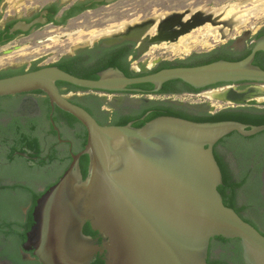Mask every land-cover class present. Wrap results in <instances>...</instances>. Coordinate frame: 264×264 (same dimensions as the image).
<instances>
[{"label":"water","instance_id":"water-1","mask_svg":"<svg viewBox=\"0 0 264 264\" xmlns=\"http://www.w3.org/2000/svg\"><path fill=\"white\" fill-rule=\"evenodd\" d=\"M45 14L42 11L28 23L16 22L8 34L47 25ZM127 34L113 36L106 44L140 45L141 31L136 36ZM250 35L246 31L237 41L249 40ZM250 46L249 55L240 61L218 60L134 78L115 68L87 80L57 67H42L0 79V98L41 92L52 109L69 114L86 131L83 150L70 155L62 176L36 200L33 224L21 251L31 252L29 259L39 264H91L97 256L103 264H207L210 241L221 238L239 241L244 264H264V236L223 204L217 191L222 176L213 154L215 144L232 133L250 138L264 132V125L196 123L160 116L140 128L132 123L101 126L56 86L60 82L92 92L140 95L141 89L131 87L148 84L151 93L158 94L164 84L179 81L200 95L216 92L215 100L224 109H264V102L257 101L264 99V70L253 65L256 53H264V35ZM136 67L133 72L144 74L152 69L146 61ZM239 83L252 85L238 89ZM143 99L134 98L132 103ZM204 100L206 113L213 114L215 109ZM101 101L112 109L110 101ZM15 155L27 159L26 154ZM82 156L88 158L84 179L79 165ZM86 224L96 239L83 233Z\"/></svg>","mask_w":264,"mask_h":264},{"label":"flooded vegetation","instance_id":"flooded-vegetation-1","mask_svg":"<svg viewBox=\"0 0 264 264\" xmlns=\"http://www.w3.org/2000/svg\"><path fill=\"white\" fill-rule=\"evenodd\" d=\"M87 1L85 4L87 7L88 4H93V0H84ZM74 2L73 4L67 7H61L60 11L53 17L52 11L49 8L51 5L44 6L39 12H37V16L42 12L46 11L44 18L47 22V25H51L56 27L52 22H50V18L53 17V20L57 21L61 19L67 11H72L75 5L79 2ZM59 5V3H58ZM87 11V10H86ZM85 12V11H83ZM82 12V13H83ZM81 14V13H80ZM79 14V15H80ZM35 15V14H33ZM32 15V16H33ZM23 17V18H15V20L23 21V19L31 18ZM78 16V15H77ZM185 14L182 15H172L168 18L163 19L158 24V33L153 36L147 35L148 30L156 23L155 18L153 16L144 19L141 21L140 30L132 28L126 34L127 36H136L139 35L138 31L142 32V35L139 36V39H143V43L139 46L129 42L123 41L116 45H107L112 35L104 36L101 38L99 42V46L103 49H108L123 43H129L133 45L134 55L129 58H136L137 52L141 53V56H144L146 52L151 50L153 47H157V50H160L161 44L165 42L175 43L179 40L181 36L187 35L189 32L193 31L196 28H200L204 26L207 22L204 19L203 14H196L191 19L184 21ZM35 17V18H36ZM76 17V16H75ZM71 17L68 20L75 18ZM153 17V18H152ZM151 19V22L149 21ZM6 24V23H5ZM151 24V26H150ZM198 24V25H197ZM138 25V24H137ZM5 26V25H4ZM0 28V31L4 28ZM150 26V27H149ZM42 27V26H40ZM38 27V28H40ZM130 27V26H129ZM149 27V28H148ZM34 28V29H38ZM32 29V30H34ZM31 30V31H32ZM31 31L27 33L17 32L13 39L5 43L4 45H0V47L6 46L14 41L17 37L27 36ZM206 31V30H205ZM150 36V37H149ZM4 38V37H3ZM3 38L1 40H3ZM151 39V40H150ZM0 40V41H1ZM190 43V40L186 45ZM93 45L92 48L95 46ZM164 51V50H160ZM166 51V50H165ZM192 53V51H190ZM191 53L178 54L174 57H177L176 60H186L193 56ZM144 54V55H143ZM195 55V54H194ZM181 57V58H179ZM179 58V59H178ZM146 61V60H145ZM166 60L164 59H156L155 65L152 69L159 66L162 62ZM172 62V61H171ZM68 94H73L69 92ZM192 95V96H200V93H182V94H165L163 96L173 97L180 95ZM91 94L88 93H76L73 96H76L79 99V103L85 106L88 109H91L93 112H97L98 106L97 103L90 97ZM72 96V97H73ZM136 96H141L145 98L149 96V94H140V95H132V94H109L102 92V96L99 97V102L101 103L100 112H104L108 117H112L114 115H119L121 111L125 108H129V104L134 106L133 110H138L140 106L148 100H139V102L132 103V99L136 98ZM6 100H0V170H9L5 174L0 173V185L2 186H12L14 184H19L21 186L29 187V191H23L21 189L13 190L8 189L7 191L0 189V211H4L7 215L8 220H12L13 217H16L17 224L14 225V230L16 234L17 232L22 233L24 228V223L26 221V215L31 207L32 203V192L35 190L36 192H41L45 189L46 186L53 183L59 174L62 171L64 166V159L67 155L73 154V148L77 145V133L81 130L80 126L72 129L67 127L63 122L58 123L56 125L53 122V119L50 116V113L47 112V108L44 106L45 97L43 95H38L36 93L29 94H21L15 95L11 97H4ZM202 98V97H201ZM146 99V98H145ZM204 99V98H203ZM101 100H107L111 102L112 109L108 111L107 109H103L104 104ZM134 104V105H133ZM173 106H178L173 104ZM182 108H189L195 110L200 113H206L207 109L205 106H197V107H187V106H178ZM51 112L53 113L55 109L51 108L49 105ZM49 115V116H48ZM143 120V119H142ZM35 125V134L41 140V151L40 152H32L24 149L23 151L15 152L20 154H26L27 159L15 155V161H8L7 155L9 154L11 146L14 144V140L12 139V133L17 130L18 124L25 130L27 124ZM132 123V122H131ZM54 132L51 133V132ZM65 132L67 134H65ZM227 138V137H225ZM247 139V138H244ZM229 143V142H228ZM226 142L219 141L213 147L214 157L217 156L223 163L227 165L233 164L236 168V172L231 170L232 176L234 179H238L241 175L246 174L248 176V181L246 184L237 192L236 196V205L241 207L243 205H249L254 197V183L256 181V173L253 172V169L258 165H263L260 170L258 181H259V195L264 197V147L252 145L250 143H245L244 145H235L228 144ZM52 156L54 159L50 160L49 157ZM20 162L24 164L27 169L34 170L36 178H25L18 174L17 172H13L12 170L17 165L16 163ZM43 162L44 165H40L39 163ZM11 171V172H10ZM65 172V171H64ZM238 172V173H237ZM33 182H39L37 187L33 186ZM242 192L243 202L239 203L240 194ZM264 213V209H254L251 207H247L240 211L241 217L247 222L253 223L257 226V230L260 233H264V228L257 224V221L253 218L255 214ZM95 233V232H94ZM93 239L97 238V234L92 237ZM231 243L225 244L219 238H214L209 243L208 248V258L207 264H244L243 260L240 262L238 259V255L236 253V247H240L238 240H227ZM11 240L10 238L6 239L4 235H0V253L2 251H6L9 254L13 253V249L11 248ZM241 249V247H240ZM31 252L23 253L21 250L18 251L17 256L24 262L33 261L29 259V255ZM240 257L242 259V251L240 253ZM0 264H12L8 259L0 258Z\"/></svg>","mask_w":264,"mask_h":264},{"label":"trees","instance_id":"trees-1","mask_svg":"<svg viewBox=\"0 0 264 264\" xmlns=\"http://www.w3.org/2000/svg\"><path fill=\"white\" fill-rule=\"evenodd\" d=\"M1 1L2 0H0V2ZM86 3L87 1L77 3L75 7L72 9V11L65 12L64 15L61 17V19L57 21L53 20V17L60 11L61 6L58 5L57 3L52 4L51 6H49L53 16L50 18V22H52L55 26H64L69 18L75 17L80 13H82L83 11L91 10L99 5H102V4L93 3L91 4L90 7H87L85 5ZM36 16L37 14L33 15L31 18L23 19V21L28 23L31 20H33ZM16 22H18V20L15 19L6 22L4 28L0 31V40L4 37L3 40L0 41V45H4L5 43L13 39L16 33L13 35H9L8 30ZM38 27L40 26H36L34 28H38ZM263 35H264V27L256 33L254 39H257ZM250 48L251 46L247 47L240 53H233L228 48V46H224L218 50H214L206 54L193 55L192 57L186 60H176L172 62L164 61L156 68L151 69L150 71L144 74V73L133 72L130 69V62L128 61V58L130 56H133L135 53L132 44L126 42L108 49H103L99 46V44H96L91 49L79 50L73 56L62 57L57 62L48 64L43 67H57L61 71H64L65 73H68L74 77L80 79H87V80H96L97 79L96 74L98 72L105 70L107 68H115L121 71L126 77L134 78V77L144 76L147 74H152L162 69H169L175 67H195V66L209 64L218 60H224L229 62L240 61L249 55ZM253 65L264 70V53L262 52L256 53L253 61ZM40 68L42 67L38 66V62H34L27 71H25L24 66L19 69H8L6 71L0 72V79L15 75H20L25 72L36 71ZM249 85L252 84L239 83L236 85V87L238 89H244ZM56 86L58 87L62 95H67L69 92L73 94H76L78 92L80 93L92 92L83 89H78L66 83L58 82L56 83ZM131 88L141 89L143 91V94H147V95L148 94L176 95L182 93H198V91L193 90L189 86L179 81H172L164 84L158 94H152L151 93L152 86L148 84L132 86ZM34 93L38 95H43L41 92H34ZM93 93H102V92L93 91ZM90 97L97 103L98 106L97 112H93L91 109H88L85 106L81 105L79 103V99L76 96L70 97L69 101L72 104L82 107L84 110H86L101 126H105V125L124 126L132 122L133 127L140 128L146 122L160 116L176 117L196 123H217L223 121H234L250 126L264 125V109H259L254 107H239V108L223 109L214 114H209V113L194 114V113H189L182 108L174 107L169 103L155 102V101H146V103L142 104L138 110H133L129 114L114 115L112 117H108L106 113L100 112L101 103L99 102V97L93 94H91ZM0 100L4 101L6 100V98H0ZM44 106L47 108V112L50 113V116L56 125H58V123L60 122H63L67 127L72 129L77 128V126L81 127V130L76 132L78 143L73 148L72 153L76 154L81 150H83L84 145L86 144V131L81 126V124L77 122V120L74 119L72 116L60 111L56 107L54 108L55 111L52 113L49 108V102L47 98L44 101ZM142 118L144 119L142 120ZM35 128H36L35 125L30 123L27 124V127L24 130L18 124L17 130L12 133V139L14 140V144L11 146L9 154L7 155L8 161H15L16 160V158L14 157L15 152L23 151L24 149L32 152L41 151L42 148L41 140L35 134ZM51 133L54 134L53 131ZM221 141L226 143L229 142L228 144H235V145H244L245 143H250L252 145L264 147V132L247 139L240 137L236 133H232L231 135L227 136V138H224ZM49 159L53 160L54 158L50 156ZM215 160L219 166L222 176V185L217 188V191L221 195L224 206L231 208L243 221L247 222L240 215V211L245 209L246 206L254 209L257 208L264 209V197L259 195L260 185L258 181V176L263 165H258L253 169V172L256 173L257 177L254 183V188H253L254 197L252 201L250 202L249 205L246 206L243 205L241 207H238L236 205L237 192L246 184V182L248 181V176L244 174L241 175L238 179H234L229 165L223 163L217 156H215ZM64 163L65 164L62 168L61 173L53 183L46 186L45 189L41 192H36L35 190H33L31 207L26 215V221L24 223V228L22 233L17 232L18 233L17 235L13 228L18 221V220L16 221V217H13L12 220H8L7 215L4 214L5 212L0 211V235L1 234L4 235L6 239L10 238L12 244L11 248L13 249L12 254L7 253L6 251H2L0 253V258L8 259L12 264H39L35 259L33 261L24 262L17 256V253L19 250H21V245L25 242V235L33 224L31 214L33 207L35 206L36 200L44 192H46L49 187L54 185L58 181V179L62 176V174L67 169L70 163V155H67V157L64 159ZM16 164L17 165L12 170L13 172H17L18 174H20L25 178H36L34 170L27 169L25 165L21 164L20 162H17ZM39 164L44 165L43 162H40ZM79 165H80L82 177L84 179L87 174L86 172H87L88 158L86 156H82L80 158ZM6 172H9V170H0V173L2 174H5ZM0 189H3L5 191H7L8 189H13V190L21 189L23 191L26 190L29 191L30 188L26 186H21L19 184H14L12 186L0 185ZM255 215H257L259 221L262 224L261 226L264 228V213L255 214ZM247 223L257 230V226H255L253 223L250 222ZM83 233L87 236H91V237L95 236V233L90 230L87 224L83 228ZM260 234L264 236V233H260ZM219 239L223 241L225 244L231 243L230 241L221 238ZM236 248H237L236 253L238 255V259L241 262L242 261L240 257L241 249L238 246ZM91 264H103V262L101 261L100 256H97L95 261L92 262Z\"/></svg>","mask_w":264,"mask_h":264},{"label":"rangeland","instance_id":"rangeland-1","mask_svg":"<svg viewBox=\"0 0 264 264\" xmlns=\"http://www.w3.org/2000/svg\"><path fill=\"white\" fill-rule=\"evenodd\" d=\"M11 1L12 0H2L0 2V28H2L6 22L12 19L30 17L33 14L39 12L46 5L59 3L61 7H67L74 2L84 0H23V5L19 8H17V6H13ZM251 1L252 0H119L110 5H99L94 9L87 10L75 18L68 20L64 26L54 27L51 25H45L38 29L32 30L27 36L17 37L10 44L0 47V72L6 71L8 69H19L23 66L25 67V71H27L34 62H38V66L43 67L57 62L62 57L74 55L79 50L91 49L92 46L95 45V43L88 42L91 34L109 27L129 25L133 21L136 23V25H139V23H141V21L146 18L151 16L156 18L164 13H182L185 11L197 9L206 10L210 8L218 9L226 5H238L240 10L243 11L245 9L252 8ZM152 18H150V22ZM204 19L206 20V18ZM220 19L221 18H218L216 21H219ZM208 20L209 19H207V22L205 23H208ZM220 25L229 26V23H222L218 26ZM263 27L264 16L260 18H251L249 22L239 30L231 27V32H229L227 36L223 37L222 40L219 39V42L214 41L213 38H211L209 40V48H203L200 45L194 47L191 50L192 53H189H191V55L206 54L211 51L218 50L224 46H228V48L233 53H240L250 46V42L254 39L256 33ZM246 31L250 32L251 38L249 40L243 39L241 41H237V38H242L243 33ZM204 32L205 30H198V32L194 33V35L199 36L200 33ZM67 34L70 36H67ZM103 37L104 36L98 38V41L95 42H99ZM83 45L87 46L81 47ZM163 47L160 50H164ZM157 49H148L146 54H143L144 56H136V58L132 59L128 58V61L130 62V69L132 71H137V63L143 62L145 60L147 62V66L150 68V66L152 67L154 61L158 58L169 62L177 59V57H174L176 55H173L165 50L160 51ZM88 94L102 96V93L88 92ZM67 95L69 97L73 96V94ZM203 95L204 93L200 96H192L187 94L173 97L151 95L145 97V100L166 102L170 105L179 103L178 106L181 105L193 107L207 103V101L203 99L205 98ZM136 97L141 98V96ZM129 105V108H125L119 113V115L129 114L132 112L134 106L131 104ZM178 106L174 107L182 108ZM211 106L215 108L213 114L226 108L225 105L220 106L218 103H214L212 101ZM103 109L111 111V109L107 106H104ZM182 109L189 113H200L189 108ZM65 134L67 133L65 132ZM230 167L233 172H236V168L233 164H231ZM32 185L37 187L39 182H33ZM240 197L241 199L239 198V203L241 204L243 202L242 192ZM253 218L257 221L259 226L262 225L257 215H253Z\"/></svg>","mask_w":264,"mask_h":264},{"label":"bare ground","instance_id":"bare-ground-1","mask_svg":"<svg viewBox=\"0 0 264 264\" xmlns=\"http://www.w3.org/2000/svg\"><path fill=\"white\" fill-rule=\"evenodd\" d=\"M13 6H17V8L21 7L23 5V0H12L11 1ZM252 8L240 10V7L238 5H226L218 9H206V10H191V11H185L182 13H164L159 15L155 18L156 23L148 30V34L150 36H153L154 34L158 33V24L165 18H168L172 15H182L184 16V21H187L191 19L196 14H203L204 18L206 17L208 20V23H206L204 26L200 27L199 29H194L193 31L189 32L187 35L181 36L179 40L175 43L165 42L161 44L164 50L167 52L178 55V54H188L194 47L202 46L203 48H209V40L213 38L214 41L219 42V39L222 40L223 37L227 36L229 32H231V27H234V29L239 30L243 28L251 18H260L264 16V0H252ZM221 18L219 21L216 19ZM229 23V26H218L219 24ZM134 24V25H133ZM133 25V26H132ZM130 26V27H129ZM231 26V27H230ZM139 30L140 24L136 25V23L133 21L129 25L124 26H118V27H109L104 30L93 32L88 40L89 43H94L95 41H98L97 39L102 36H108L112 35H120V34H126L130 29L134 28ZM198 30H206L204 33H200L199 36L194 35V33L198 32ZM140 32V31H138ZM67 36H70L67 34ZM149 36V37H150ZM111 38V37H109ZM143 43V39H139ZM151 40V39H150ZM190 40V43L188 41ZM139 46V45H138ZM160 47V48H162ZM157 49V47H153ZM149 67V66H148ZM151 67V66H150ZM137 69V68H136ZM135 69V70H136ZM216 92H207L204 93V97L207 98V100L214 103H218L215 99ZM258 102H264V99H257ZM219 104V103H218ZM213 107V106H211ZM214 108V107H213ZM215 109V108H214Z\"/></svg>","mask_w":264,"mask_h":264}]
</instances>
